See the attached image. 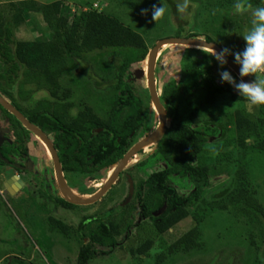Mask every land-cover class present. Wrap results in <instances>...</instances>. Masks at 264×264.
<instances>
[{
    "label": "trees",
    "instance_id": "trees-1",
    "mask_svg": "<svg viewBox=\"0 0 264 264\" xmlns=\"http://www.w3.org/2000/svg\"><path fill=\"white\" fill-rule=\"evenodd\" d=\"M246 3L248 9L258 11L264 19V0H247ZM217 7L223 12L229 6L218 4ZM36 14H41L50 39L20 40L18 31L27 24L31 15ZM175 15H178L177 9ZM180 33L176 38H181ZM190 38L200 37L191 34L185 39ZM263 38L264 34L258 41ZM207 42L215 43L211 39ZM107 50L118 51L116 64L98 60L100 57L91 58ZM148 55L144 39L111 16L83 9L79 13L73 12L63 1L41 5L26 0L0 5V96L14 103L19 112H22L21 109L26 111L28 116L20 113L51 136L69 179L96 180L100 173L111 172L136 141L152 133L151 117L153 120L156 117L151 99L148 96L144 101L135 94L130 84L131 67L145 62ZM91 60L97 70L106 76L102 78V83L93 82L92 77L85 78L83 75V66L90 64ZM206 61L205 50L186 48L180 67V81L171 80L161 90L158 87L159 74L155 72L158 94L167 117L166 132L156 144L155 156L160 155L167 168L154 173L146 181L138 182L134 202L143 205L144 216H149L159 233L172 240L170 253L200 251V226L208 214L217 211L234 213L240 220H245L250 229L257 231L261 243L259 245L253 236L251 246L258 252L264 241V206L259 199L260 194H264L246 180L245 172L239 170L228 187L210 195L209 199L203 197L213 171L201 166L200 160L210 138L205 127L213 123H203L196 113L185 118L181 112L184 107H190L199 95H203L205 102L213 107L222 103L230 93L224 82L213 77L208 67L203 65ZM79 66L80 70L77 69ZM65 82H69L67 87ZM15 88L18 97L14 96ZM76 88H86V93L75 102L71 99ZM41 90L46 91L49 98L40 99L33 107L31 99ZM232 97V101L236 102L238 96ZM243 98L260 106V116L257 122L248 124L252 142L248 144L247 139L241 138L238 148L241 151L252 149L264 155V102L248 94ZM0 111L2 118L9 120L15 136L30 135L11 113L1 106ZM215 125L221 129V139L230 133L228 126ZM170 177L189 180L194 185V192L188 197L179 196L169 184ZM198 204H203V207L191 218L190 230L180 237L171 233L178 224L190 218L189 209L198 207ZM66 206L75 208L70 204ZM121 210L124 215L125 210ZM153 213H157V217ZM100 214L85 218L83 233L89 243L80 249L77 264H90L99 254L106 255L100 253L98 247L112 252L117 248L122 231L127 232L133 226L125 220L112 223V210L98 218ZM53 224L62 226L60 223ZM62 229L68 237L67 227ZM152 247L153 241L148 240L136 251L131 250V254L145 256ZM165 256L160 255L156 263L163 264Z\"/></svg>",
    "mask_w": 264,
    "mask_h": 264
},
{
    "label": "rangeland",
    "instance_id": "rangeland-1",
    "mask_svg": "<svg viewBox=\"0 0 264 264\" xmlns=\"http://www.w3.org/2000/svg\"><path fill=\"white\" fill-rule=\"evenodd\" d=\"M20 1L26 0H0V5ZM33 1L41 5L63 1L70 6L73 12L79 13L81 9L92 10L116 18L144 39L149 52L153 50L158 42L176 38L179 31L181 32V38H187L193 34L200 37L195 39L214 40L231 59L240 61L245 65L248 75L253 79L252 81L264 91V58L261 56L264 38L258 41V38L264 34V19L258 11L246 7L247 0ZM174 3L177 5L178 15H175ZM218 4L228 5L230 8L226 7L227 11L222 12L221 8L217 7ZM17 37L22 41L48 40L50 39V32L41 14H36L31 15L27 24L20 28ZM205 53L208 61L204 62L203 65L208 67L210 74L220 82L225 81V74L233 85L227 84L226 87L230 93L226 95L222 103L212 107L205 102L203 95H199L190 107L187 109L184 107L181 112L185 118L191 113H196L203 123H213L205 127L208 129L210 138L203 152V159L200 160L201 166L208 167L213 171L209 177V185L204 189L203 197L209 199L210 195L228 187L239 170L245 172L246 180L254 184L259 193L264 194V155L252 149L241 151L238 148V141L241 138L247 139L248 144L252 142L248 124L257 122L260 116V106L253 100L247 101L243 98L248 94L245 88L243 89V85L237 84L231 70L215 52L205 50ZM117 54V50H107L96 53L91 58L98 59L100 57L98 60L107 61L114 65L118 61ZM185 54L186 47L183 46L169 45L160 49L155 61V72L159 74V90L171 80L180 81V67ZM81 63L85 62L81 61ZM77 69L80 70V66ZM130 71V84L133 86L135 94L147 101L148 96L150 97L146 76L147 60L133 65ZM83 75H85V78L92 77L93 82L99 83H102V78L106 77L105 74L97 70V66L92 60L90 64L85 63L83 66ZM68 85L69 82H65V86ZM16 89L13 90L14 96L18 97L19 93ZM76 89H73L75 93L71 99L75 102L79 101L86 93V88ZM47 96L49 94L41 90L33 95L30 103L34 107L40 99L45 97L48 100L49 97ZM232 96H238L236 102L232 101L234 100ZM6 101L15 106L8 98ZM21 110L23 113L20 112L24 116L29 115L28 113L26 115V111L23 109ZM5 120L0 116V127L6 124ZM231 121L232 125H229ZM214 123L221 124L224 127L225 125L228 126L227 131H230V133L221 139V129ZM158 126L159 118L153 120V117H151L152 132L156 131ZM238 126H242V128L239 129ZM137 143L136 141L134 145ZM156 146V143L147 146L130 161L126 175L135 180L134 182L145 181L152 174L167 168V163L162 160V157L160 155L155 156ZM39 148L42 153L41 156H46L44 147L39 146ZM48 159V157L43 158L44 162ZM142 163L143 165H141ZM0 164L2 163L0 162ZM112 171L100 173L96 180L86 179L81 187H78L79 181L77 179L70 178L68 182L77 192H73L75 195L91 197L104 187ZM40 175L37 184L46 186L48 176ZM126 175L122 181V177L119 179L114 189L101 201V205L94 204L73 210L56 211L55 214L59 221L68 228L72 227L70 231L66 230V232H69L68 238L63 237L62 234L56 236L54 226L49 222H45L48 212L51 210V204L41 203L39 189L34 185L31 186L32 189L26 188L12 199L4 201V197L1 195L0 264H17L10 259L6 260V256L17 253L16 246L19 251L22 246L23 249L21 250L26 253L24 258L29 259L24 264H77L80 247L77 242L78 239H76V229L80 218L83 215L89 216L99 212L103 216L105 212L118 210L129 189ZM169 184L176 189L177 194L181 197H188L195 190L194 185L187 179L170 177ZM259 199L264 206V196L260 194ZM202 207L203 204H198V207L190 208L188 212L190 218L178 224L174 230H171V233L180 237L183 233L189 231L193 223L191 218L201 211ZM140 211L138 203L135 202L132 209L125 210L124 215L119 212L113 215L112 223H120L125 220V223L133 224V228L127 232L122 231L123 234L118 237L117 248L112 252L110 249L98 247V251L106 253V255L99 254L90 264H157L156 261L162 254L166 255L163 264H264V241L260 250L256 252L252 248L251 242L254 240L253 236H255V241L260 245L261 237L259 233L250 229L245 220H240L234 213L217 211L208 214L206 220L200 226L202 233L201 250L193 251L190 254H176L170 253L172 240L159 233L154 222L145 220L140 224L137 223L140 218ZM59 232L64 231L60 228ZM37 233L45 236L46 239L53 238L54 240L49 239L48 243L46 239H42L43 237L38 236ZM19 238L23 239L19 240ZM16 239L19 241H16ZM148 240L153 241V247L147 255L133 256L131 254V250L136 251ZM22 241L29 245V252H26ZM19 245L20 247H18ZM18 255L23 256L24 254L19 253Z\"/></svg>",
    "mask_w": 264,
    "mask_h": 264
},
{
    "label": "flooded vegetation",
    "instance_id": "flooded-vegetation-1",
    "mask_svg": "<svg viewBox=\"0 0 264 264\" xmlns=\"http://www.w3.org/2000/svg\"><path fill=\"white\" fill-rule=\"evenodd\" d=\"M261 56H262V58H264V46L261 49ZM233 61L237 65H239L244 70V72L248 75L247 69H246L244 64H242L240 61H236V60H233ZM232 74L235 76L237 84L242 86V83L240 82L238 77L235 75V73L232 72ZM224 78H225L224 84H225V87H226L228 83L231 84V81L228 79V77L225 74H224ZM251 80H253V79H251ZM224 84L221 83V86L224 87ZM231 85H233V84H231ZM226 89L229 90L227 87H226ZM243 89H244V87H243ZM157 91H158V89H157ZM153 111L156 112L154 108H153ZM1 115L3 116V114L0 111V116ZM155 117L158 120L159 116H158L157 112L155 113ZM5 122H6V124H4L2 127H0V142L2 144L1 148H0V153H1L0 162L2 163V164H0V198H1V195H2L4 197V201L8 200V199H12L17 194H19L21 191H24L26 188L29 189V190L32 189L31 186L34 185L36 188L39 189V195H41V198H40L41 203L45 202L46 204H48V203L51 204V210L48 212L47 219H46L45 222H49V223H51V225L54 226V229L56 230V236H60L62 234L63 237L68 238L69 236L67 237L62 232H59L60 228H64V227H67V226L59 221V219L56 217L55 213L58 210H62V211L73 210V209H76V208H80V206L73 205V206H75V208H72V209H69L66 206V204H69V203L64 200V198H63V196L61 194V191H60V189L58 187L54 161H53L52 155H51L49 149L46 147V145L37 136H35L32 133H30L29 136H23V137L15 136L14 135V130H13L9 120L6 119ZM36 127L41 132H43L46 135V137L49 139V141L51 142L52 146L54 147V149H55V151L57 153V156L59 158L58 149L56 147V144L54 143V140L51 138L50 135L47 134V132L43 131L38 126H36ZM100 131L101 130H99V132ZM154 132L150 133L148 136H150ZM148 136H146L143 139L138 140L137 144H139L141 141L146 139ZM136 145H133L129 149V151H131L133 149V147H135ZM39 146L44 147V149L46 151V156H44V157H48L49 158L48 161L44 162V160H43L44 157L41 156L42 153H41V150H40ZM135 157H136V155H135ZM133 158H132V160H133ZM59 161H60V158H59ZM60 165H61V170H62V173H63L64 180H65V182L67 184V187L72 192L77 193L75 191V189H73L69 185V182H68L69 177H68L67 173L64 172L61 162H60ZM116 168L113 169L112 174L110 175V178L112 177V175L115 172ZM127 168H128V166L120 174L117 182L107 192V194L100 201L96 202L95 204L101 205L100 204L101 201L108 195V193H110V191L112 189H114V187L118 183L119 179H121V177H122V179H121V181H122L125 178ZM40 174H44L45 176H48L47 177L48 184L46 186H43V185L39 186V184H37V182H38L37 180H39L38 176L39 177L41 176ZM126 177H127V180H128L129 189L126 192V197L121 202L118 210H116L114 212V214H116L117 212L121 213L120 212V211H122L121 209H123V210H126L128 208L132 209L133 205L135 204L134 199H135V196H136V187H137V184H138L139 181L134 182L135 180L130 178L128 175H126ZM109 179H108V181H109ZM77 180L79 181L78 187H81L83 185L85 179L79 177ZM140 181H144V180H140ZM131 187L133 188V192H132V196H131L130 200H128L129 199V195H130V191H131ZM32 192H34V191H32ZM1 201H3V200H1ZM138 206H139L141 211H140V215H139L140 218L138 219L137 223L140 224V223H142L145 220H150L151 221V218L149 216H144V210H143V207H142L143 205L138 203ZM0 208H2V207H0ZM153 214H154V217H157V215H158L157 213H153ZM86 217H91V215H89V216L83 215L80 218V221L78 222L77 229H76L77 230L76 231V239H78L77 242L79 244L80 249L83 246H85V245H87L89 243V240L85 239L84 233H83L84 230H85V218ZM98 218H101V215L98 216ZM112 218H113V215H112ZM106 221H108V220H106ZM54 222L55 223H60L62 226L57 225V224L54 225L53 224ZM132 228H133V226H132ZM71 229H72V227H70V228L67 227V231H70ZM38 236L43 237L42 239H46L45 236H42L40 234H38ZM22 239L23 238H19V240H22ZM49 239L54 240L53 238H48V239H46V241L48 243H49V241H48ZM19 240L16 239V241H19ZM23 242H24L23 246H25L26 252H29L30 251V248L28 247L29 245L25 241H22V244H23ZM18 247H20V245ZM15 249H16L18 254L21 253L22 255L23 254L24 255L20 256L17 253L16 254H11V255L6 256V260L10 259L12 261H15L17 264L18 263H20V264L27 263V261H29V259L27 260V259L24 258L26 253H24L21 250V249H23V247L21 246L20 251L17 249V246L15 247ZM80 249H79V252H80ZM29 256H31V254H29Z\"/></svg>",
    "mask_w": 264,
    "mask_h": 264
},
{
    "label": "water",
    "instance_id": "water-1",
    "mask_svg": "<svg viewBox=\"0 0 264 264\" xmlns=\"http://www.w3.org/2000/svg\"><path fill=\"white\" fill-rule=\"evenodd\" d=\"M169 45L183 46L186 48L202 49V50L215 52L219 56V58L228 66V68L233 73H235V75L242 83L248 95L257 101L264 102V91H262L250 79V77L244 72V70L239 65H237L232 59H230L217 44L208 43L207 41H204L202 39H195V38H190V39L172 38L158 42L157 45L153 48V50L149 52L147 59L146 76H147L148 90L150 93L151 102L159 116V127L153 134H151L146 139L141 141L139 144L133 147L131 151L127 153V155L122 159V161L115 169V172L113 173L109 181L106 183V185L96 195L91 197H87V198L79 197L75 195L67 187V184L64 180L63 173L61 170L59 158L49 139L35 125L31 124L16 108H14L10 103H8L4 98L0 96V106L9 113H11L26 130L37 136L49 149L54 161L58 187L61 191L64 200L69 204L80 207H87L100 201L107 194V192L113 187V185L117 182L120 174L126 169L132 158L135 157V155H137L139 152L144 150L147 146L153 145L154 143L160 141L165 135L167 128V117H166V111L161 104L160 97L156 87L155 61L157 55L159 54L160 49H162L164 46H169ZM1 145L2 144L0 142V148ZM0 157H1V153H0ZM132 192H133V188L131 187L128 200H130L132 196Z\"/></svg>",
    "mask_w": 264,
    "mask_h": 264
},
{
    "label": "clouds",
    "instance_id": "clouds-1",
    "mask_svg": "<svg viewBox=\"0 0 264 264\" xmlns=\"http://www.w3.org/2000/svg\"><path fill=\"white\" fill-rule=\"evenodd\" d=\"M216 44V43H215ZM202 50V49H201ZM225 53V52H224ZM226 54V53H225ZM227 55V54H226ZM228 56V55H227ZM156 82V81H155ZM156 87H157V85H156ZM153 105V104H152ZM153 108H154V106H153ZM156 111V110H155Z\"/></svg>",
    "mask_w": 264,
    "mask_h": 264
},
{
    "label": "bare ground",
    "instance_id": "bare-ground-1",
    "mask_svg": "<svg viewBox=\"0 0 264 264\" xmlns=\"http://www.w3.org/2000/svg\"><path fill=\"white\" fill-rule=\"evenodd\" d=\"M156 113V112H155ZM151 146V145H150ZM83 198H87V197H83Z\"/></svg>",
    "mask_w": 264,
    "mask_h": 264
}]
</instances>
